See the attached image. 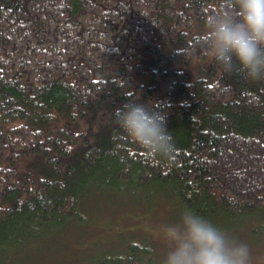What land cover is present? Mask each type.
I'll list each match as a JSON object with an SVG mask.
<instances>
[{
	"label": "trees",
	"instance_id": "1",
	"mask_svg": "<svg viewBox=\"0 0 264 264\" xmlns=\"http://www.w3.org/2000/svg\"><path fill=\"white\" fill-rule=\"evenodd\" d=\"M221 10L229 0H0V262L56 227L60 241L83 232V203L106 194L264 225V79L205 54ZM130 101L164 112L171 155L120 134ZM141 237L54 264H162Z\"/></svg>",
	"mask_w": 264,
	"mask_h": 264
},
{
	"label": "clouds",
	"instance_id": "2",
	"mask_svg": "<svg viewBox=\"0 0 264 264\" xmlns=\"http://www.w3.org/2000/svg\"><path fill=\"white\" fill-rule=\"evenodd\" d=\"M229 9L207 17L201 38L205 54L224 73L264 79V0H229ZM114 119L120 134L148 157L173 153V136L161 109L130 101L114 112ZM156 234L168 245L162 264H251L246 243L191 209L178 222L159 226Z\"/></svg>",
	"mask_w": 264,
	"mask_h": 264
},
{
	"label": "rangeland",
	"instance_id": "3",
	"mask_svg": "<svg viewBox=\"0 0 264 264\" xmlns=\"http://www.w3.org/2000/svg\"><path fill=\"white\" fill-rule=\"evenodd\" d=\"M105 196L107 198H102L100 201L95 199L92 202L83 203L81 211L92 220V224L83 232L76 229V232L65 234L60 241V238L56 237L61 229L56 227L51 233H46L43 238H33L35 242H30L26 251L20 250L9 261H2L0 264H54L64 256V253L68 255V252L73 251L68 250L69 247L75 249L74 253L77 257L79 250H89L88 247L93 246L103 252L119 251L136 235L140 237L149 235V239L154 240L158 259L163 262L168 245L157 236L156 229L161 225L178 222L183 213L173 204L172 196L168 195L162 200L157 198L150 206L140 199L129 201L117 194H106ZM262 217H264V212L261 213L260 220ZM210 222L250 247L251 264H264V225L262 222L251 221V224L245 228L241 226L238 228L236 224L227 219H215ZM119 229L123 230L119 232L117 231ZM61 249L63 252L60 251ZM92 258L94 256H91ZM65 261L69 260H63L61 263Z\"/></svg>",
	"mask_w": 264,
	"mask_h": 264
}]
</instances>
